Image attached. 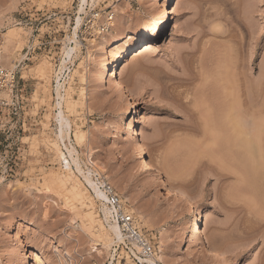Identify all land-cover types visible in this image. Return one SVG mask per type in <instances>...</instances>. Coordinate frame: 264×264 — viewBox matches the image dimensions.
<instances>
[{"label":"rangeland","instance_id":"obj_1","mask_svg":"<svg viewBox=\"0 0 264 264\" xmlns=\"http://www.w3.org/2000/svg\"><path fill=\"white\" fill-rule=\"evenodd\" d=\"M245 1L180 0L154 49L123 62L116 74L112 72L107 78L113 108L103 106L91 87L81 98L76 79L71 84L75 111L65 115L72 125L71 144L81 165L96 171L93 174L98 176L94 178L109 182L122 197L143 235L155 245L157 264H190L184 251L197 215L202 218L198 227L204 246L197 243L194 253L205 250L199 264H264V0L259 2L257 12H250ZM80 2L0 0L2 61L4 67L14 70L16 86L13 94L0 93L7 102L0 105V231L17 234L19 240L14 247L0 252L1 264H133L123 253L114 254L116 241L108 250L97 238L93 241L82 229L84 218L75 217L77 211L71 210L67 197L43 183L49 172L63 176L67 160L64 146L56 139V77L65 58L59 80L68 88L70 75L79 64L91 65L117 35L149 37L158 15L171 3L87 0L86 13H80L83 21L75 32ZM108 13L113 15L110 24ZM105 26L108 30L103 31ZM200 45L203 50L190 58L189 54ZM74 47L75 55L64 57V50ZM229 48L236 59V77L242 92L249 91L250 80L259 82L252 115L256 131L263 134L260 153L255 154L259 158L253 157L258 158L254 164L262 172L253 163L244 164L249 156H240L243 152L233 155L243 147L236 146L238 151L229 154L233 145L228 141L230 135L225 136L227 142L224 135L217 137L215 149L203 139L201 126H197L201 122L198 115L195 118L188 112L197 97L194 94H201L202 82L180 88L184 98L175 95V89L170 90L171 98L147 87L150 81L182 77L181 66L187 62L194 74L200 71L209 76L206 83L216 93L211 91L212 112H216L211 118L219 127L218 106L222 102L216 92V74ZM44 64L48 74L41 77L39 70ZM133 67L136 76H127L126 69ZM116 84L122 88H116ZM131 91L137 96L136 102L128 99ZM240 106L250 111L245 99L240 100ZM218 117L220 121L215 119ZM130 120L134 123L137 149L134 182L126 177L121 150ZM230 130L217 132H233ZM78 132L83 133L79 143L75 138ZM237 157L244 160L239 162ZM73 176L80 187H86L91 200L92 191L76 172ZM92 202L94 217L103 219L101 202L96 198ZM80 211L85 213L87 209ZM91 231L98 233L96 226ZM24 235L31 242L25 244Z\"/></svg>","mask_w":264,"mask_h":264},{"label":"bare ground","instance_id":"obj_2","mask_svg":"<svg viewBox=\"0 0 264 264\" xmlns=\"http://www.w3.org/2000/svg\"><path fill=\"white\" fill-rule=\"evenodd\" d=\"M91 1L93 2L94 0H91ZM179 1L180 0H165V4L171 3V5L168 8L163 9V11L158 15L157 23H154L152 26L154 28L153 29L154 31L149 37H145V36L138 37L137 34H134V33H129L128 35H125V36L121 35V34L117 35V37L113 39L112 44L108 48L101 51L100 54L97 56V59L91 65H89L87 63H80L79 66L70 75L69 83H67L68 88H66L63 83H60L59 78H60V75L62 74L63 70L65 69V58L64 57L69 59L71 54L73 52L75 53L76 47L71 48L70 50H64V54H65V56L63 57L64 59L59 64L60 67H59V71L57 72L58 73L57 77H56L57 85H56V89H55V96H56V101H57L56 102L57 113L55 114L54 119L56 121V127H57L56 139L59 140L62 143V145L64 146L65 151H66V155H67V160L64 162L65 163V165H64L65 172H63V173H65V174L63 175L61 173L63 176H57L54 173L49 172L46 175V182L44 181L43 183H45L44 185H46L47 188H49L55 192L61 193L63 195V197L64 196L67 197V199L71 203V210L73 209L74 212L77 211V214L75 212V217L78 215L79 216L81 215L86 222L85 225L82 226V229L83 230L86 229L89 232V234L91 235V239L93 241H95L94 238L95 239L97 238V240L102 243V246L105 248V250H108L111 247L113 241H116L115 243L117 245V243L121 244L124 239H123V235H122V232L120 230V227H119L117 221L113 217V209L108 205L107 199L103 195L102 190L100 188V185L105 180L99 181L98 179H95L94 176L95 175L98 176V174L94 175L93 173H96V171H92L90 168H86V170H85L82 167L81 162H80V158H79V154H78L77 150L71 144L70 134H71L72 125H71V122L68 119V117L65 115V112L73 113L75 111V105H76L75 102L76 101L72 99L73 89L71 88V84L74 83L75 79H76V81H77V92L79 94H81L80 95L81 98L86 97V89H88V87H91L92 91L94 90V92H95V93L94 92H92V93L95 94V96L97 97L96 99L103 106H105V107L106 106H112L113 104H112L111 96L109 95L107 87H106L107 86L106 85L107 84V78L112 74V72H114V74H116V71L119 70V68L123 62H126L128 60H132V59H137L138 57H140V56L144 55L145 53H148L154 49L156 44L160 41V36L163 33L164 27L167 25L169 19H171V16L176 13L178 6H179ZM245 2L246 3L244 5L246 6V8H249L250 12H251V10H253L254 12L256 10V12H257L258 9L260 8L261 3L259 4V2H261V0H259V1L258 0H247ZM80 3H81V6L79 9V16L76 19L75 32L83 21L81 14L86 13V10L84 7L87 3V0H81ZM168 10H170V11H168ZM261 10H262V8H261ZM217 13L215 15H219ZM12 31H13V29H12ZM253 32H254V30H253ZM257 32L259 33V31H257ZM11 36H13V35L11 34L10 37ZM75 43L76 42H74V44ZM130 45H132V46H130ZM201 46H203V45L196 46L194 51H192V53L189 54L190 58L193 59L192 56H195L198 51L203 50V48L201 49ZM227 50H228V53L225 51L226 55L221 60L222 62H221V64H219L220 67L219 66L217 67L218 71L216 74L217 80H218L217 81L218 87H217L216 92L218 93L219 101L221 99L220 102H222V104H220L221 106H218V108H219L218 110L220 111V112H218V114L221 115L220 116L221 122L217 123L219 125V127L213 123V121H212L213 118H211L213 116L212 113L216 114V112H214V111L212 112V108L214 109V107H213L214 105L211 106L212 104L210 103L211 99H213V97H211V96H214L212 94L213 90H211L213 88L209 87L208 84L206 83V82H208L207 78L209 76L207 74H205L204 72H200V71H199V73L194 74V72L191 71L192 68H190L191 70L188 69L190 67V65H187V62L185 64L187 66H185L184 64L181 66L182 71L184 72L183 73L184 76L182 75V77H177V76L174 77V76L169 75L170 77H167V78L165 77V79H169V81L168 80L162 81L163 78L158 79V82L156 81L155 83L150 81V83H147V87L153 88L154 93H157V94L160 93V94L165 95V96L170 95V97L173 98V96H171V95H173L172 92H174V91H175V93L177 92V94L174 93L175 95L178 96L180 94L179 97L184 96L180 93L179 90H180V88H183L184 86H186L185 84L188 85V84H190V82L194 83L195 81L196 82L200 81V83L202 82L203 84H202L201 90H200L201 94L200 95L194 94V96H197V97H195V98L192 97L195 100H192V108L188 112L190 113V115L192 114V116H194L195 118L198 115L197 116L198 121L200 120L202 122V123L200 122L201 125L198 124L197 126L198 127L201 126L200 129L202 130L201 134H202L203 139L207 142H210L209 144H211L212 146L214 145L213 146V148H214L217 145L216 141L219 140L217 137L224 135V138H225V136L228 137L230 135L229 137H231V139L228 137V139H229L228 141L230 142L231 145L233 144L232 147L234 148V150H232V147H230L231 151L228 149L229 154L232 151L233 152L238 151V149L236 150V148H235L236 146L241 147V148L243 147L245 151L242 149L241 150L239 149V152H236L235 154L232 152L233 155L239 156L240 154L238 155V153L242 154V152H243V155H240V156H242V157L243 156L247 157V155L249 156V157H247V159H245V162L243 161L244 164L245 163L248 164V162L256 164V162L258 163V161H259L258 160L259 156L256 155L258 157L256 159L255 154L260 153V149H258V147L260 146V138H261L260 135L263 134L262 132L256 131L257 125H255L254 124L255 121H253V120H256V119H254L253 115L255 112L254 110L256 108L255 105H256V103L258 101V97H259L258 96L259 82H257L256 80H250L249 91L247 93H243L242 90L240 89V84H239L240 79H238L236 77L237 76L236 67H235L236 66L235 65L236 59L234 60L232 58V55L234 53H232V55H231L232 51L230 52V48ZM71 60H72V58H71ZM204 65H205V63L203 61L202 66H204ZM202 68H200V70H202ZM135 71L136 70H134V67H133V69L127 68L126 69V75L131 76L137 72V71L136 72ZM39 73H37V74H39L41 77H44L46 74H48V66H46L45 64H44V66L42 65V67L39 70ZM47 77H49V76H47ZM128 79H129V77H128ZM170 79H172V80H170ZM124 81H126V80H124ZM173 81H175V82H173ZM127 82H129V81H127ZM169 82L171 84H169ZM172 82L174 84H172ZM130 86H131V84H130ZM115 87L118 89L122 88V86L119 84H116ZM215 88H216V86H215ZM62 89H63V95H62ZM186 94H185V98H188L189 93H186ZM214 94H216V93H214ZM179 97H174V98L176 99ZM88 99H90V98H88ZM128 99L133 101V102L137 101V96L134 93V91L129 92ZM241 99H245L246 101L249 102L250 111L248 110L246 112L241 108V106H240V100ZM112 108H113V106H112ZM250 116H252L253 118H249ZM215 119L220 121L219 117L215 118ZM247 119H250V120L248 121ZM198 121L196 122V124L198 123ZM215 122H216V120H215ZM211 123H212V125H215V126H212ZM221 123H223V124L220 125ZM198 127H197V129H198ZM227 129L228 130L231 129L233 132H228V133L227 132H225V133L224 132H217V131H225ZM125 134H126V137L121 142V150L124 151V158H125V160H124L125 170H126L125 172L127 174L126 177H128L130 180L129 182H131V181L134 182L136 180V178H135V159L134 158H135V153H136L137 149L135 148L136 139H135L133 121L130 120V122L127 124ZM75 138L77 140V143H79L80 141H82L83 133L82 132L75 133ZM224 138L222 140H224ZM226 142H227V139H226ZM209 147H211V146H209ZM219 151L220 150H218V153H219ZM226 151H225V153L228 154ZM223 152H220V153H223ZM253 156H255V157H253ZM238 159H239L238 161L241 162V159H243V158H241V159L238 158ZM255 159L258 161H256ZM255 164H254V167L256 168V166H258V164L256 166H255ZM251 166L253 167L252 164H251ZM261 167H262V165H261ZM245 168H244V170H245ZM255 168H254L255 172L256 171L258 172V168H259V170H261L259 166L257 169H255ZM263 169H264V167H263ZM247 170H249V169H247ZM250 170H251V167H250ZM254 170H252V173L254 172ZM74 171L77 173V175H79L82 178L84 184L92 191L93 196H90V195L89 196L92 197V199L96 198L97 200H99L101 202L100 208H101V211L103 214V219L99 218V220H96L97 217H94L95 213L93 211V206H95V205H93L92 199L89 200V197H87L86 187L85 188L80 187V185L78 183L79 181L76 180L75 177L73 176V174L75 173ZM261 172H262V170H261ZM249 174H251V173H249ZM253 174L255 175V173H253ZM182 195H183V193H182ZM82 208H86L87 212H85V213L81 212L80 210ZM201 220H202V218L200 217V215H197L194 218V220L192 222V226H191V228H192L191 234L188 236L186 244H185L184 253L187 254V256H188L187 261H189L190 264H199L201 258L205 254V250L203 252L198 251V252L194 253V249H195L197 243L204 246V242L200 238V230L198 227L199 221H201ZM71 221H73V220L71 219ZM95 226L97 227V232H98L96 234L97 236L94 235L93 231H91L92 229L95 228ZM23 238H24L25 244H28L29 242H31V239L29 236L24 235ZM208 239H210V238H208ZM18 242H19V240H18L17 234L12 235L9 232L0 231V252L7 249V248L14 247V245ZM218 246L219 245H213L212 248H219ZM1 263H2V259L0 256V264ZM146 264H157V261L155 259H148V260H146ZM207 264H212V263H207Z\"/></svg>","mask_w":264,"mask_h":264},{"label":"built area","instance_id":"obj_3","mask_svg":"<svg viewBox=\"0 0 264 264\" xmlns=\"http://www.w3.org/2000/svg\"><path fill=\"white\" fill-rule=\"evenodd\" d=\"M106 19L107 23L110 24L113 15L108 13ZM106 30H108L107 26L103 28V31ZM2 56L3 41L0 39V93L13 94L16 89L15 72L4 67ZM5 103H7L6 100L0 97V105H5ZM100 188L108 205L113 209V217L117 221L124 239L121 244L115 246L114 254L116 255L118 251L123 253L125 258L133 264H146V260L154 259L156 255L155 245L143 235L137 219L128 210L122 197L107 181L102 182Z\"/></svg>","mask_w":264,"mask_h":264}]
</instances>
